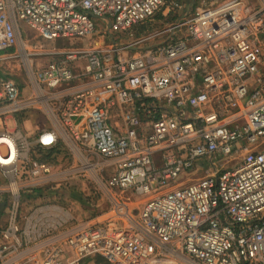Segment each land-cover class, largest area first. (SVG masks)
Returning <instances> with one entry per match:
<instances>
[{
	"label": "built area",
	"instance_id": "1",
	"mask_svg": "<svg viewBox=\"0 0 264 264\" xmlns=\"http://www.w3.org/2000/svg\"><path fill=\"white\" fill-rule=\"evenodd\" d=\"M169 2L0 0V65L26 51L22 25L45 41L121 36ZM66 54L25 69L28 95L0 75V119L46 106L53 127L34 144L63 143L77 166L57 171L19 130L0 133V264H264V0H222L136 41ZM86 172L109 203L92 221L26 196Z\"/></svg>",
	"mask_w": 264,
	"mask_h": 264
},
{
	"label": "rangeland",
	"instance_id": "2",
	"mask_svg": "<svg viewBox=\"0 0 264 264\" xmlns=\"http://www.w3.org/2000/svg\"><path fill=\"white\" fill-rule=\"evenodd\" d=\"M175 3V6H172V9H170L167 13L168 21L165 22L166 25L175 23L173 21L177 14H179V9L181 4H179V8L176 5V2H180L182 0H171ZM219 1L222 0H213L211 2L199 1L196 2L198 4H195L192 6L191 13H193L196 9L209 7ZM184 6V4H182ZM168 6L163 8L161 11H159L156 14V18H159L167 9ZM169 9V8H168ZM173 17V18H172ZM172 18V19H171ZM171 20V21H170ZM169 23V24H167ZM141 27V26H140ZM139 27V28H140ZM134 29V28H133ZM156 30H160L158 26H147L145 30L142 31H136L132 34H123L120 36V38H116L115 40L122 43H128L129 41H136L137 39H140L142 36H145L146 34L150 32H154ZM20 37L22 41L25 44L26 51L21 50V46L18 47L20 50H14V54L17 55L15 58L8 59L4 61V68L7 67V70L10 71V75L12 78L16 81V83L20 84V86L24 89L25 87H28L25 91H23L24 95H28L31 88L28 86V82L26 79L25 69L28 66H32L33 68L44 66L45 64L60 60L61 58L65 57L67 52L75 49H94V48H104L112 43V39L108 38L106 35H104L102 32H97L94 36L88 38V39H80V40H69V39H57V40H51V41H45L39 38L32 30L28 29L26 26H21V33ZM115 38V37H114ZM20 54V55H19ZM19 55V56H18ZM28 56V57H27ZM23 57V58H22ZM6 66V67H5ZM1 69V65H0ZM5 70L6 69H2ZM27 82V83H25ZM26 113H31V111H28ZM20 114V118L18 119L19 123H17V127L15 129H9L11 131L13 130H19V126L22 123L23 117L27 114ZM42 114H39V118L37 120L44 121L45 123V132H47L49 129H52L53 127V120L49 116V113L47 111V107H43L41 112ZM8 128L9 125L7 124ZM7 126L0 125V133L7 131ZM25 129L23 133L28 136L30 133V130H27L28 128L24 126ZM23 127V128H24ZM9 132V131H8ZM42 132H39L37 134H31L30 137H28V141L32 143V150L31 154L34 155L37 159H46L48 163L52 164L57 171H69L73 170V168H76L75 161L72 157V154L70 153L69 149L63 144H59L55 150V154L49 155L48 153H45L43 151H40L36 149L35 139L41 134ZM40 148V147H39ZM43 149V148H42ZM46 150V149H44ZM234 163L231 162L229 164H226L224 167H231ZM110 170H104L102 171L101 175L102 180L105 182L107 177L110 175ZM205 174L204 170L202 171H195L191 176L187 177V179H183L182 183L187 184L195 179L203 177ZM43 194L45 195L44 198L36 199L34 201L31 200V205L39 203V202H55L59 205H62L66 208H68L75 219L78 221H92L97 216L104 213L105 210L109 207V203L107 200V195L104 190V188L99 185L94 175L90 172L86 173H75L71 174L67 179L63 181H58L55 183H52L43 189ZM155 195V194H152ZM151 196L146 197H130L129 196V204L133 209H140L142 204ZM0 202H3V199L0 200ZM1 220H0V226L3 225L5 216H4V207L1 210ZM103 219V217L101 218Z\"/></svg>",
	"mask_w": 264,
	"mask_h": 264
},
{
	"label": "crops",
	"instance_id": "3",
	"mask_svg": "<svg viewBox=\"0 0 264 264\" xmlns=\"http://www.w3.org/2000/svg\"><path fill=\"white\" fill-rule=\"evenodd\" d=\"M199 1H204L205 2V0H182V1H180V2H176V5H179V4H181V5H179L180 6V9H179V14H177V17L173 20V21H177V20H179V19H181V18H183V17H185L188 13H191V9H192V6L193 5H195V4H198V3H196V2H199ZM207 2H211V1H213V0H206ZM182 4H184V6H182ZM166 6H168L167 7V9L165 10V12L159 17V18H156V17H154L153 18V20L151 21V22H146V23H144V24H141V25H139V26H135L134 27V29H131L130 30V32H129V34H132V33H134V32H136V31H142V30H145V28L147 27V26H158V28H160V29H162V28H164L165 26H167L166 25V23L165 22H167L168 21V17H167V13H168V11L170 10V9H172V6H175V3L174 2H172L171 0H170V2H169V4H167ZM165 6V7H166ZM164 7V8H165ZM169 8V9H168ZM191 8V9H190ZM173 18V17H172ZM171 18V19H172ZM171 21V20H170ZM169 22V21H168ZM167 24H169V23H167ZM97 25H98V22H97ZM141 26V27H140ZM140 27V28H139ZM100 28H102V27H99V29ZM104 28H105V26H104ZM100 31V30H99ZM101 32V31H100ZM143 32V31H142ZM103 33V32H102ZM104 35H106V34H104ZM108 38H111L112 39V42L113 41H116L115 39L116 38H120V36L119 35H106ZM115 37V38H114ZM117 42V41H116ZM146 46V44H142V45H140V46H138L137 48H132L127 54L128 55H136L137 53H139L140 51H141V49H143L144 47ZM14 50H16L15 48H13V49H11V50H9V52H14ZM4 61H6V60H4ZM4 61H2L1 62V69H0V75H5V76H7V77H10V78H12V76H9L10 74V71H8L7 70V67L6 68H4ZM75 65V68H74V71L75 72H77V71H79L81 68H82V66H83V62H77V63H75L74 64ZM2 69H6L5 70V72H4V70H2ZM13 79V78H12ZM25 83H27V82H25ZM84 83V81H80V80H76V81H74V82H72L71 84H69V86H71V85H74V86H80L81 84H83ZM28 84V83H27ZM19 86H20V84H18ZM28 86H29V84H28ZM20 88L22 89V91H25L28 87H25L24 89L20 86ZM41 110L42 109H34V110H31V113H26L27 115H25V117H23V119H22V123H21V125L19 126L20 128H19V131L22 133V134H24L23 133V131H24V129H25V127L24 126H26L28 129L27 130H30L29 131V135L28 136H26L25 134V136L28 138V137H30V135L31 134H37V133H39V132H43V131H46L45 130V128H44V126H45V123H44V121L42 120V121H38L37 120V118L38 119H40L41 120V118H39L38 116H39V114H42V113H40L41 112ZM38 115V116H37ZM20 115H17V116H14L13 118H4L3 120H1L0 119V125L2 124V125H5V126H7V124L9 125V128H8V126H7V131H9V132H11V130H9V129H15V127H17V123H19V121H18V119L20 118L19 117ZM3 121V122H2ZM24 127V128H23ZM35 141H36V139H35ZM235 164V163H234ZM196 171H200V170H196ZM195 172V171H194ZM193 172V173H194ZM193 173H191V174H189L188 175V177L189 176H191ZM185 179H187V177L186 178H184V180ZM186 181V180H185ZM3 182H5V177L0 173V183H3ZM1 203V202H0ZM1 218L2 217H0V220H1Z\"/></svg>",
	"mask_w": 264,
	"mask_h": 264
},
{
	"label": "trees",
	"instance_id": "4",
	"mask_svg": "<svg viewBox=\"0 0 264 264\" xmlns=\"http://www.w3.org/2000/svg\"><path fill=\"white\" fill-rule=\"evenodd\" d=\"M36 149L40 150V151H43L45 153H48L49 155L51 154H55L56 150L55 148L53 149H42V148H39L38 146L35 147ZM31 157L32 158H36L34 155L31 154ZM41 160V159H40ZM46 159H42L41 161H44V162H47L45 161ZM48 163V162H47ZM26 196L27 197H35V196H43V191L41 189H38V190H34V191H31V192H28L26 193Z\"/></svg>",
	"mask_w": 264,
	"mask_h": 264
},
{
	"label": "bare ground",
	"instance_id": "5",
	"mask_svg": "<svg viewBox=\"0 0 264 264\" xmlns=\"http://www.w3.org/2000/svg\"><path fill=\"white\" fill-rule=\"evenodd\" d=\"M23 58V57H22ZM49 138V135H46L44 137L45 140H47ZM5 142L4 138L3 137H0V144ZM7 142V141H6ZM8 143V142H7ZM9 148H12V144L9 145ZM8 158V157H6ZM9 161H2V158L0 157V163H3V164H7Z\"/></svg>",
	"mask_w": 264,
	"mask_h": 264
},
{
	"label": "water",
	"instance_id": "6",
	"mask_svg": "<svg viewBox=\"0 0 264 264\" xmlns=\"http://www.w3.org/2000/svg\"><path fill=\"white\" fill-rule=\"evenodd\" d=\"M3 207H4V203L1 202V203H0V217H1V210H2Z\"/></svg>",
	"mask_w": 264,
	"mask_h": 264
}]
</instances>
